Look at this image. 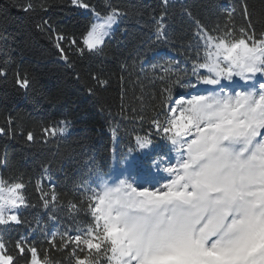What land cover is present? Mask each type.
Segmentation results:
<instances>
[{"label":"trees","instance_id":"obj_1","mask_svg":"<svg viewBox=\"0 0 264 264\" xmlns=\"http://www.w3.org/2000/svg\"><path fill=\"white\" fill-rule=\"evenodd\" d=\"M112 14L88 49L93 18ZM257 45L264 70V0H0V181L23 202L0 226L10 264H113L95 215L107 180L180 163L170 110L190 116L196 92L233 84L218 47Z\"/></svg>","mask_w":264,"mask_h":264},{"label":"rangeland","instance_id":"obj_2","mask_svg":"<svg viewBox=\"0 0 264 264\" xmlns=\"http://www.w3.org/2000/svg\"><path fill=\"white\" fill-rule=\"evenodd\" d=\"M116 21L95 16L85 46H101ZM218 50L233 84L196 92L190 116L170 110L164 132L180 163L161 157L155 182L121 171L106 182L95 215L115 245L113 264H264L263 51ZM193 140L185 157L181 147ZM0 203V226L15 223L21 187L0 181ZM10 262L0 241V264Z\"/></svg>","mask_w":264,"mask_h":264},{"label":"built area","instance_id":"obj_3","mask_svg":"<svg viewBox=\"0 0 264 264\" xmlns=\"http://www.w3.org/2000/svg\"><path fill=\"white\" fill-rule=\"evenodd\" d=\"M1 204V203H0Z\"/></svg>","mask_w":264,"mask_h":264}]
</instances>
